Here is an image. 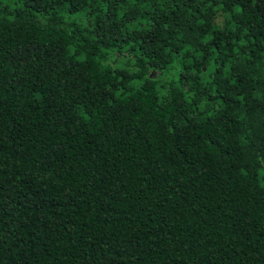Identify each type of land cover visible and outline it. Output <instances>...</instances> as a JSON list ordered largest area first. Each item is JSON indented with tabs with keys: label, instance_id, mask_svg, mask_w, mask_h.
Instances as JSON below:
<instances>
[{
	"label": "trees",
	"instance_id": "obj_1",
	"mask_svg": "<svg viewBox=\"0 0 264 264\" xmlns=\"http://www.w3.org/2000/svg\"><path fill=\"white\" fill-rule=\"evenodd\" d=\"M0 264H264V0H0Z\"/></svg>",
	"mask_w": 264,
	"mask_h": 264
},
{
	"label": "rangeland",
	"instance_id": "obj_2",
	"mask_svg": "<svg viewBox=\"0 0 264 264\" xmlns=\"http://www.w3.org/2000/svg\"><path fill=\"white\" fill-rule=\"evenodd\" d=\"M221 19V17H218L217 20L219 21Z\"/></svg>",
	"mask_w": 264,
	"mask_h": 264
}]
</instances>
